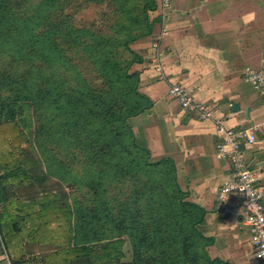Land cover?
<instances>
[{
  "label": "trees",
  "instance_id": "obj_1",
  "mask_svg": "<svg viewBox=\"0 0 264 264\" xmlns=\"http://www.w3.org/2000/svg\"><path fill=\"white\" fill-rule=\"evenodd\" d=\"M89 7L91 19L81 14ZM156 9V0H0V232L15 264L27 239L57 244L44 264H230L211 256L206 209L188 199L174 160L153 158L133 130L153 106L135 45L152 34ZM31 140L34 158L23 147ZM41 161L37 178L29 169ZM47 176L70 188L65 201L15 193Z\"/></svg>",
  "mask_w": 264,
  "mask_h": 264
},
{
  "label": "crops",
  "instance_id": "obj_2",
  "mask_svg": "<svg viewBox=\"0 0 264 264\" xmlns=\"http://www.w3.org/2000/svg\"><path fill=\"white\" fill-rule=\"evenodd\" d=\"M156 1L153 32L135 45L144 58L135 67L140 90L153 106L131 119L133 130L152 155L174 160L188 199L206 209L203 230L214 238L208 247L211 256L230 264H257L249 228L237 216L221 217L215 209L231 173L229 162L216 155L222 138L215 121L182 108L170 87L178 83L188 88L228 127L264 122V97L245 72L250 67L264 73V0ZM258 137L244 151L248 168L258 173L264 204V130ZM230 202L237 207L242 199L232 194ZM26 252L41 249L35 245ZM26 256L21 264H31Z\"/></svg>",
  "mask_w": 264,
  "mask_h": 264
},
{
  "label": "built area",
  "instance_id": "obj_3",
  "mask_svg": "<svg viewBox=\"0 0 264 264\" xmlns=\"http://www.w3.org/2000/svg\"><path fill=\"white\" fill-rule=\"evenodd\" d=\"M168 1V0H165ZM246 78L252 82L255 89L264 97V73L248 67ZM171 95L176 97L182 108L195 111L202 119H214L217 132L222 140L216 147V155L227 160L230 164V177L218 192L215 209L221 217L237 216L241 223L251 232L253 255L257 264H264V258L255 256L260 245L254 243L256 237L264 242V204L263 191L258 182V173L247 166L244 146H252L259 141L258 133L264 130V122L248 127L232 128L226 126L224 120L215 115V110L206 102L198 100L194 93L182 84L175 83L170 87ZM232 194H238L242 199L241 205L235 207L230 202ZM1 239V232H0ZM13 264L6 252L0 263Z\"/></svg>",
  "mask_w": 264,
  "mask_h": 264
},
{
  "label": "rangeland",
  "instance_id": "obj_4",
  "mask_svg": "<svg viewBox=\"0 0 264 264\" xmlns=\"http://www.w3.org/2000/svg\"><path fill=\"white\" fill-rule=\"evenodd\" d=\"M81 14L87 19H91L96 16L95 10L92 7L87 8L85 11L81 12ZM23 147L26 150L25 154L27 156L31 158L32 157L34 158L36 156V153L34 151V147L32 144V140H31V144L24 143ZM153 158H158V156L153 154ZM40 160H42V157L40 158ZM29 170L32 174L36 175L37 178L38 176L45 174V167L42 161L39 162V165L37 167L30 168ZM46 178L48 179L44 180V183L42 184L41 182L36 181L35 179H33L32 182H25L24 184L15 188V193L18 195L20 199H24V201H27L32 198H37V199L41 198L44 192H60L61 196L58 197V200L61 202L65 201V196L68 195V193H70V188L66 187L64 184L60 183L57 179H54L51 176H47ZM6 241L7 240L3 238V234L1 232L0 258H2L4 254L7 252L11 257L13 264H15L14 263L15 253L11 251L9 246L5 245ZM30 243L31 244H28L27 241H25L24 244L22 245V249L24 250L23 256H26L27 254L26 260H29L31 264H44L45 262L44 257L50 254L51 252L55 251L57 248H59L57 244L55 243L43 244L42 242L37 241V240H33V242H30ZM35 245H38L40 247L41 253L37 254L36 252H34L35 254H32V253L26 252L29 250V247H34ZM125 249L128 250L127 245L125 246ZM4 263H5V260H2L1 264H4Z\"/></svg>",
  "mask_w": 264,
  "mask_h": 264
},
{
  "label": "clouds",
  "instance_id": "obj_5",
  "mask_svg": "<svg viewBox=\"0 0 264 264\" xmlns=\"http://www.w3.org/2000/svg\"><path fill=\"white\" fill-rule=\"evenodd\" d=\"M254 243L260 245L259 249L256 251L255 256H257L259 258H264V242H261V238L260 237H256L254 239Z\"/></svg>",
  "mask_w": 264,
  "mask_h": 264
},
{
  "label": "water",
  "instance_id": "obj_6",
  "mask_svg": "<svg viewBox=\"0 0 264 264\" xmlns=\"http://www.w3.org/2000/svg\"><path fill=\"white\" fill-rule=\"evenodd\" d=\"M237 107V103H234L233 108Z\"/></svg>",
  "mask_w": 264,
  "mask_h": 264
}]
</instances>
